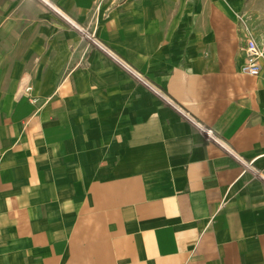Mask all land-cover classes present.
Instances as JSON below:
<instances>
[{
  "label": "crops",
  "instance_id": "1",
  "mask_svg": "<svg viewBox=\"0 0 264 264\" xmlns=\"http://www.w3.org/2000/svg\"><path fill=\"white\" fill-rule=\"evenodd\" d=\"M246 4L0 0V264H264Z\"/></svg>",
  "mask_w": 264,
  "mask_h": 264
},
{
  "label": "built area",
  "instance_id": "2",
  "mask_svg": "<svg viewBox=\"0 0 264 264\" xmlns=\"http://www.w3.org/2000/svg\"><path fill=\"white\" fill-rule=\"evenodd\" d=\"M235 19L238 31L244 40V44L240 49V52L244 57L240 72L242 75L258 78L262 75L264 69V51L259 49L256 41L254 40L251 31L252 25H248L249 20L246 15H237ZM31 92V89L26 90L29 102L32 105H36L38 100L32 97Z\"/></svg>",
  "mask_w": 264,
  "mask_h": 264
},
{
  "label": "rangeland",
  "instance_id": "3",
  "mask_svg": "<svg viewBox=\"0 0 264 264\" xmlns=\"http://www.w3.org/2000/svg\"><path fill=\"white\" fill-rule=\"evenodd\" d=\"M245 15L260 50L264 51V0H247ZM262 74H264V69Z\"/></svg>",
  "mask_w": 264,
  "mask_h": 264
}]
</instances>
